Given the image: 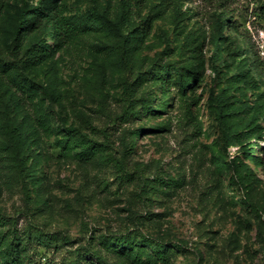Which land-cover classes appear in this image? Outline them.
<instances>
[{"label":"rangeland","instance_id":"obj_1","mask_svg":"<svg viewBox=\"0 0 264 264\" xmlns=\"http://www.w3.org/2000/svg\"><path fill=\"white\" fill-rule=\"evenodd\" d=\"M35 6L74 19V39L54 46L49 26V57L18 69L5 57ZM262 63L264 0H9L0 210L15 223H0V250L17 232L25 264H103L94 253L107 264H264ZM128 75L139 113L123 117ZM39 111L51 129L32 134L26 115ZM10 123L31 139L16 143ZM121 235L130 244L107 246Z\"/></svg>","mask_w":264,"mask_h":264},{"label":"trees","instance_id":"obj_2","mask_svg":"<svg viewBox=\"0 0 264 264\" xmlns=\"http://www.w3.org/2000/svg\"><path fill=\"white\" fill-rule=\"evenodd\" d=\"M9 0H0V19L3 15V12L8 4ZM222 15H227L226 12H223ZM226 21L228 22V17H226ZM49 26H52L53 35L55 38V45L63 46L67 43H70L72 39H74V28H75V21L74 19L67 18L66 16H61L56 8H52L50 12L42 10L39 6H35L30 11V8L25 7L21 12V19L14 29V37L11 51L6 55L5 61L7 63H14L18 69H22L23 67L27 66L28 64H37L39 65L45 59H47L50 53L53 51L54 46L47 44L46 40L42 38L41 33L44 29L48 30ZM146 31V27H142L139 31V35L143 34ZM31 40L33 43L31 48L25 49V45L27 42ZM129 47V40L126 38H120L118 44H116V48L118 49L119 59L120 61L126 66V68L131 73L133 71V64L131 63L130 59L127 56V49ZM263 65L264 64H260ZM142 73V72H141ZM147 72H144L146 74ZM135 82L131 80V76L128 75L124 81L123 85V92H122V100L124 111L122 113L123 117H130L131 115H136L139 113V110L135 107L134 102L137 99L135 96ZM8 88V81L6 78L0 74V94L4 95V88ZM150 97L152 95L150 94ZM27 124L32 129V134L38 133V126H41L46 131H50L51 124L50 120L47 118V115L43 111H39L38 120L32 116V114L26 115ZM9 128L12 132V139L16 143H24L27 138L31 139V136H27L24 134V130L26 127L22 126L21 124H9ZM73 131L72 128H69ZM133 137L131 141V148H133L136 144V138L142 133V131L135 129L133 130ZM92 139L88 136H85L84 140L81 141V145L84 147V150L92 151L91 144ZM239 162L243 163V161L239 158ZM250 167H247L248 169ZM250 172V171H249ZM248 172V173H249ZM247 174V172L245 173ZM161 181H165L164 178H160ZM0 223L2 225H12L15 223V220L11 218V216L6 215L1 212L0 210ZM59 233H54L52 237H58ZM13 241L8 242L7 248L0 250V264H25L23 253L20 249V241L21 237L14 232L13 234ZM18 239L15 241L14 239ZM62 238L66 241H69V237L64 235ZM113 240L114 244H110V241ZM108 241L107 246H118L125 244H130V239L127 236H115ZM143 246L149 244L155 247V242L152 241L150 238H143L142 242ZM116 244V245H115ZM160 251V250H159ZM93 254V253H92ZM158 254L163 256V254ZM96 258L100 260L103 264H107L105 260H103L102 256L94 253ZM137 256V255H136Z\"/></svg>","mask_w":264,"mask_h":264}]
</instances>
